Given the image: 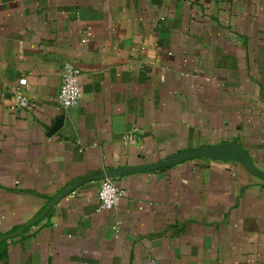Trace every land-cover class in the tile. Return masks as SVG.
Listing matches in <instances>:
<instances>
[{"label":"crops","instance_id":"obj_1","mask_svg":"<svg viewBox=\"0 0 264 264\" xmlns=\"http://www.w3.org/2000/svg\"><path fill=\"white\" fill-rule=\"evenodd\" d=\"M227 142L264 170V0H0V264H264L263 180L232 160L122 174L101 212L86 181L36 220L90 174Z\"/></svg>","mask_w":264,"mask_h":264},{"label":"water","instance_id":"obj_2","mask_svg":"<svg viewBox=\"0 0 264 264\" xmlns=\"http://www.w3.org/2000/svg\"><path fill=\"white\" fill-rule=\"evenodd\" d=\"M62 120L58 119L56 122L53 123L51 132H55L59 126L61 125ZM212 157L217 158L220 160H232L237 161L243 164V166L254 176L260 178L263 180L262 186H264V170L256 166L252 160V158L236 143L227 142L222 144H214L211 146H205L198 149L189 150L186 152H182L179 154H173L168 157H166L164 160L160 162H156L151 165L147 166H134V167H126V168H120V169H108L104 172H96L93 174H90L89 176H86L84 178H81L80 180H77L74 182L70 187L67 189L62 190L57 196H55L51 202L48 204L46 209L36 218V220L41 219L46 212L54 206V204L60 200L63 196L73 191L74 188H76L78 185H80L83 182L91 181V180H100L105 177L108 178H115L119 177L122 174H128V173H134L138 171H146V170H152L160 167H166L170 166L175 163H179L181 161H184L186 159H194L199 157ZM36 220L30 222L29 226L34 224ZM20 230H17L13 233L6 234L0 238V240H4L6 238L13 237L19 233Z\"/></svg>","mask_w":264,"mask_h":264},{"label":"built area","instance_id":"obj_3","mask_svg":"<svg viewBox=\"0 0 264 264\" xmlns=\"http://www.w3.org/2000/svg\"><path fill=\"white\" fill-rule=\"evenodd\" d=\"M79 78L80 70L76 66H68L63 72L57 93V101L62 109L73 108L79 104L81 97ZM18 83L25 85V79H19ZM13 98L16 108H25L28 105V99L24 93L16 92ZM126 196L127 191L116 185L112 178L105 177L100 179L95 211L101 212L112 209L117 206L121 198Z\"/></svg>","mask_w":264,"mask_h":264}]
</instances>
